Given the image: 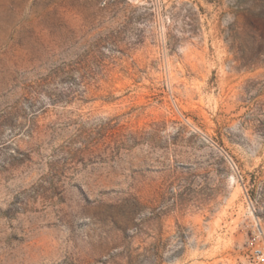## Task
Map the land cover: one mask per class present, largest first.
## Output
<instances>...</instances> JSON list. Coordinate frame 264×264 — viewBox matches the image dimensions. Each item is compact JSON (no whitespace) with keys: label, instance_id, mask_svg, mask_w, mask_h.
Returning a JSON list of instances; mask_svg holds the SVG:
<instances>
[{"label":"rangeland","instance_id":"obj_1","mask_svg":"<svg viewBox=\"0 0 264 264\" xmlns=\"http://www.w3.org/2000/svg\"><path fill=\"white\" fill-rule=\"evenodd\" d=\"M260 15L255 0H0V264H250Z\"/></svg>","mask_w":264,"mask_h":264},{"label":"built area","instance_id":"obj_2","mask_svg":"<svg viewBox=\"0 0 264 264\" xmlns=\"http://www.w3.org/2000/svg\"><path fill=\"white\" fill-rule=\"evenodd\" d=\"M256 236L264 241V230L256 228ZM250 264H264V242L256 244L252 249Z\"/></svg>","mask_w":264,"mask_h":264},{"label":"trees","instance_id":"obj_3","mask_svg":"<svg viewBox=\"0 0 264 264\" xmlns=\"http://www.w3.org/2000/svg\"><path fill=\"white\" fill-rule=\"evenodd\" d=\"M255 1L261 2L262 5L264 6V0H255ZM259 22H260V24L264 25V15H260Z\"/></svg>","mask_w":264,"mask_h":264}]
</instances>
